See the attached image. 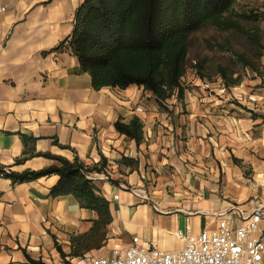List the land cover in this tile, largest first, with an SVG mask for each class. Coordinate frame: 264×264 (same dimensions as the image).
<instances>
[{
	"label": "crops",
	"instance_id": "1",
	"mask_svg": "<svg viewBox=\"0 0 264 264\" xmlns=\"http://www.w3.org/2000/svg\"><path fill=\"white\" fill-rule=\"evenodd\" d=\"M84 1L0 0V165L22 172L55 163L36 156L16 164L25 150L22 134L36 138L37 152L88 166L105 158L110 178L95 184L110 201L113 221L107 244L93 255L129 245L134 236L140 245L177 251L178 229L214 230L220 213L264 204V189L255 184L264 175V101L256 102L264 88L244 107L231 94L207 93L193 78L184 97L173 96L165 108L137 85L95 89L70 47H59ZM229 89L245 99L250 94ZM135 116L143 124L139 143L115 127ZM124 157L136 166H125ZM59 179L0 177V264H71V235L87 232L97 214L73 195L53 197Z\"/></svg>",
	"mask_w": 264,
	"mask_h": 264
},
{
	"label": "trees",
	"instance_id": "2",
	"mask_svg": "<svg viewBox=\"0 0 264 264\" xmlns=\"http://www.w3.org/2000/svg\"><path fill=\"white\" fill-rule=\"evenodd\" d=\"M243 1L85 0L76 12L72 35L59 47L65 44L70 47L83 70L90 74L95 89H126L137 85L151 92L159 105L165 108V103L173 96L178 99L184 97L186 87L182 80L189 69L191 39L208 28L245 37L247 45L243 50L231 46L234 62L264 78L261 72L264 40L258 28L248 25V22L264 21V2L262 6L253 8ZM218 70L226 87L242 83L240 77H231L233 73L224 67ZM115 127L129 139L138 143L142 140L143 124L137 116L129 123L118 120ZM22 138L25 150L16 159V164L36 156L46 157L55 163L40 170L26 169L22 172L0 165V177L18 183L58 175L59 182L52 188L51 195H73L83 208L97 214L87 232L71 235L68 256L82 257L103 248L113 221L111 204L87 175L105 171L107 160L103 158L99 164L88 166L79 158L69 160L52 153L37 152L33 146L36 138L23 134ZM29 142L32 143L30 147ZM122 163L134 168L137 162L124 157ZM62 255L66 256L63 252ZM30 262L45 264L36 260Z\"/></svg>",
	"mask_w": 264,
	"mask_h": 264
},
{
	"label": "built area",
	"instance_id": "3",
	"mask_svg": "<svg viewBox=\"0 0 264 264\" xmlns=\"http://www.w3.org/2000/svg\"><path fill=\"white\" fill-rule=\"evenodd\" d=\"M87 178L96 181L110 177L102 171L89 173ZM260 178L255 184L264 189V175ZM137 194L148 198L142 192ZM114 199H119V194ZM218 216L214 230L194 233L191 226L178 229L176 233L183 246L177 251L163 250L155 243L140 245V238L134 236L129 245H117L103 253H88L69 261L71 264H264V204L253 203L247 210L236 206Z\"/></svg>",
	"mask_w": 264,
	"mask_h": 264
},
{
	"label": "rangeland",
	"instance_id": "4",
	"mask_svg": "<svg viewBox=\"0 0 264 264\" xmlns=\"http://www.w3.org/2000/svg\"><path fill=\"white\" fill-rule=\"evenodd\" d=\"M262 2H264V0L243 1V3L246 5L250 3L251 7L253 8L256 6H262ZM248 23V25L252 26L253 28L259 29L260 35L264 40V21L258 23ZM245 45H247L245 37L236 33H222L214 28H208L195 34L190 42V63L188 72L185 76L186 81L188 79L189 81L187 83L186 81L182 80L186 87L185 92L188 87L193 84V78H200L202 80V87L207 93H222L226 95L231 94V101H233L235 104L239 106L246 105L244 103L251 99V94L254 95L255 93H259L257 92L258 88H264V79H262L260 75H256V73L251 69H246L234 62L231 46H233L235 49L243 50ZM220 67H224L229 72H232L233 75H231V77L241 78L242 83L237 86L239 89H241L240 91L242 94H244V92L248 89L250 94L248 93V96H246L247 99H245L242 95L239 96L234 94L233 90L231 91L229 89L230 87H226L224 85L221 79V74L218 70ZM261 72L264 75V52L261 59ZM202 75H204V77H202ZM222 88H226V91H222ZM257 101L263 103L264 100L257 99L256 102ZM255 105L253 109L257 110L258 108H261V105L258 104V107ZM246 111H248V109H246ZM252 112L254 117L258 116V113H255L254 111ZM109 248L111 247H108L107 249Z\"/></svg>",
	"mask_w": 264,
	"mask_h": 264
}]
</instances>
